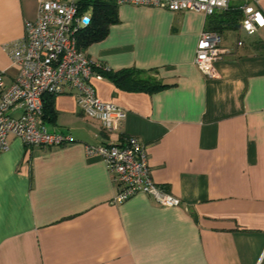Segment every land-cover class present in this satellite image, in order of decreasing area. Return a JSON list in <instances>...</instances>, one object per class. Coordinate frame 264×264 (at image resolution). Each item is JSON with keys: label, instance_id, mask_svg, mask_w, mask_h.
I'll return each instance as SVG.
<instances>
[{"label": "crops", "instance_id": "obj_1", "mask_svg": "<svg viewBox=\"0 0 264 264\" xmlns=\"http://www.w3.org/2000/svg\"><path fill=\"white\" fill-rule=\"evenodd\" d=\"M116 5V22L82 51L163 86L134 90L93 78L101 100L126 110L116 131L85 116L70 90L44 96L47 129L70 139L27 146L8 137L0 153V264H264V27L250 36L236 30L232 44L221 40L226 52L207 77L194 63L199 35L210 30L204 12ZM259 7L264 14V0ZM36 13V0H0L5 84L19 67L3 46L20 39ZM126 136L145 145L154 181L180 204L143 193L112 202V176L85 146Z\"/></svg>", "mask_w": 264, "mask_h": 264}, {"label": "built area", "instance_id": "obj_2", "mask_svg": "<svg viewBox=\"0 0 264 264\" xmlns=\"http://www.w3.org/2000/svg\"><path fill=\"white\" fill-rule=\"evenodd\" d=\"M33 21L26 20L20 39L3 46L18 74L9 83L0 72V153L9 148L8 137L19 138L27 146H59L69 136L47 129L44 96L72 91L80 111L98 120L106 131L120 129L126 110L101 100L92 79H101L96 63L78 48L77 32L90 23V13L80 12L77 0H37ZM116 4L155 6L170 11L198 10L210 17L236 6L242 12L239 29L254 35L264 27L259 0H113ZM242 45V41H237ZM226 52L221 35L203 29L196 45L194 63L207 77L216 76L214 62ZM21 110L18 116L13 112ZM87 155H100L115 187L113 203H122L138 193L160 205H178L179 198L157 184L151 173L145 145L135 136L120 142L86 145Z\"/></svg>", "mask_w": 264, "mask_h": 264}, {"label": "trees", "instance_id": "obj_3", "mask_svg": "<svg viewBox=\"0 0 264 264\" xmlns=\"http://www.w3.org/2000/svg\"><path fill=\"white\" fill-rule=\"evenodd\" d=\"M77 4L80 12H90L89 25L79 29L77 32V45L79 49L83 50L90 43L103 38L110 24L116 22L117 5L113 0H78ZM241 16L242 12L236 6L216 12L209 18L210 30L219 34L224 30H238ZM256 44H261V41H257ZM95 70L101 76H108L121 86L133 88L134 90H151L163 86L157 85L152 79H138L134 70L118 73L100 64L96 65Z\"/></svg>", "mask_w": 264, "mask_h": 264}, {"label": "rangeland", "instance_id": "obj_4", "mask_svg": "<svg viewBox=\"0 0 264 264\" xmlns=\"http://www.w3.org/2000/svg\"><path fill=\"white\" fill-rule=\"evenodd\" d=\"M78 1V0H77ZM37 4L38 1L36 0ZM237 31H228V30H224L221 32V40L224 42H228L230 44L235 43L236 42V37H237ZM243 34V32L241 33Z\"/></svg>", "mask_w": 264, "mask_h": 264}]
</instances>
